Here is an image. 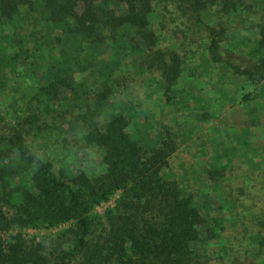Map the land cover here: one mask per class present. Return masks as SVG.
Masks as SVG:
<instances>
[{
	"label": "trees",
	"instance_id": "1",
	"mask_svg": "<svg viewBox=\"0 0 264 264\" xmlns=\"http://www.w3.org/2000/svg\"><path fill=\"white\" fill-rule=\"evenodd\" d=\"M155 2L205 35L203 65L264 82V0H0V99L15 118L8 127L0 113V264L208 263L202 209L168 172L177 138L165 126L154 137L137 135L129 110L109 108L128 57L141 75L159 73L169 103L186 93L174 94L184 62L160 48ZM210 116L205 109L201 119ZM31 136L46 145L62 138L72 159L97 149L102 172L57 168L44 145L43 155L29 145ZM115 195L114 208L94 213ZM65 225L39 242L25 235Z\"/></svg>",
	"mask_w": 264,
	"mask_h": 264
},
{
	"label": "rangeland",
	"instance_id": "2",
	"mask_svg": "<svg viewBox=\"0 0 264 264\" xmlns=\"http://www.w3.org/2000/svg\"><path fill=\"white\" fill-rule=\"evenodd\" d=\"M154 9L151 22L162 37L160 48L176 51L184 62V79L174 88V94L184 90L186 93L176 92L169 103L165 89L158 83L159 73L148 69L147 74L141 75L136 58L128 57L123 61L122 85L109 108L129 110L126 114L130 129L137 135L154 137L163 133L165 126L177 138L180 145L169 158L168 172L193 195L205 216L201 229L209 238L205 248L207 264H230L234 258L260 264L264 257V82H245L223 69L206 67V37L200 29L184 19L174 22V16L166 17V11L157 2ZM242 20L238 28L242 27ZM81 76L76 78L80 80ZM189 93L193 96L187 102ZM224 93L229 101L222 97ZM205 109L211 114L208 122L201 119ZM0 113L6 126H14L9 102L0 99ZM149 120L163 124L150 125ZM28 142L42 155L45 152L40 148L44 145L46 159L55 162L57 168L72 163L93 175L102 172L101 152L97 149L72 159L62 138L52 136L46 145L31 136ZM219 165L227 168L222 178L213 181L208 173ZM118 198L115 195L102 203L94 213L103 215L115 207ZM68 227L27 230L25 235L39 242ZM12 234L6 232L4 237L8 239Z\"/></svg>",
	"mask_w": 264,
	"mask_h": 264
}]
</instances>
